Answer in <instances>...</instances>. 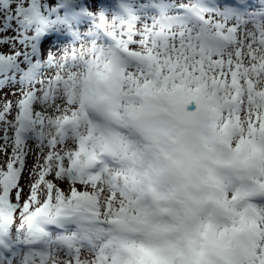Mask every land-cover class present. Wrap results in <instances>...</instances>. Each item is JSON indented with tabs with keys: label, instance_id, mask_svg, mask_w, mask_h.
Instances as JSON below:
<instances>
[{
	"label": "snow or ice",
	"instance_id": "6c2138e0",
	"mask_svg": "<svg viewBox=\"0 0 264 264\" xmlns=\"http://www.w3.org/2000/svg\"><path fill=\"white\" fill-rule=\"evenodd\" d=\"M6 88L0 264H264V0H0Z\"/></svg>",
	"mask_w": 264,
	"mask_h": 264
},
{
	"label": "rangeland",
	"instance_id": "374dc122",
	"mask_svg": "<svg viewBox=\"0 0 264 264\" xmlns=\"http://www.w3.org/2000/svg\"><path fill=\"white\" fill-rule=\"evenodd\" d=\"M16 89H8V88H6V89H4V90H2V91H0V100H2V99H5V98H8V99H11L12 97L10 96V92L11 91H15ZM31 160L29 161V166H31Z\"/></svg>",
	"mask_w": 264,
	"mask_h": 264
}]
</instances>
